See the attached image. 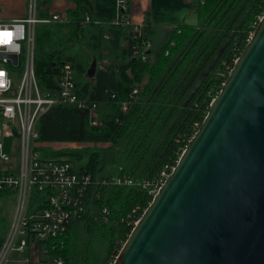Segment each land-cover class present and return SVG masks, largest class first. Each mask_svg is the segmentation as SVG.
Instances as JSON below:
<instances>
[{
    "label": "trees",
    "instance_id": "1",
    "mask_svg": "<svg viewBox=\"0 0 264 264\" xmlns=\"http://www.w3.org/2000/svg\"><path fill=\"white\" fill-rule=\"evenodd\" d=\"M70 1L73 8L65 14L68 23L37 27L36 76L43 91L54 92L63 63L71 62L79 94L89 108L52 107L39 122V149L48 158L68 157L80 166L82 175L88 172L96 179L107 165L105 154L115 161L124 148L120 158L125 156V170L137 184L125 192L128 196L121 197L105 195V188H100L103 197L97 203L108 207L110 215H84L77 221L88 222L89 228L101 224L109 231L100 245L87 247L80 237H74L71 246L70 229L66 236L43 243L42 248L68 264H113L153 201L149 194L152 185L161 173H172L196 134V125L203 124L251 40L259 16H264V0H196L193 8L199 14V27H175L164 48L145 62L136 54L142 51L144 41H152L155 31L149 20L140 36L131 28L111 24L116 0ZM106 52L121 63L97 68L90 76L92 63H102ZM93 105L101 114L97 127L90 124ZM71 144L108 145V149L92 152L89 147L71 149ZM3 242L0 239V249Z\"/></svg>",
    "mask_w": 264,
    "mask_h": 264
},
{
    "label": "water",
    "instance_id": "2",
    "mask_svg": "<svg viewBox=\"0 0 264 264\" xmlns=\"http://www.w3.org/2000/svg\"><path fill=\"white\" fill-rule=\"evenodd\" d=\"M114 264H264V16Z\"/></svg>",
    "mask_w": 264,
    "mask_h": 264
},
{
    "label": "built area",
    "instance_id": "3",
    "mask_svg": "<svg viewBox=\"0 0 264 264\" xmlns=\"http://www.w3.org/2000/svg\"><path fill=\"white\" fill-rule=\"evenodd\" d=\"M66 23L68 19L62 14L40 18L37 0H29L25 19L0 23V55L18 58L17 65L7 57L0 58V160L7 165L12 159V155L4 151L6 137L13 140V153L18 157L15 167L0 169V191L15 192L18 199L14 223L0 250V264H7L14 253L26 254L24 261L31 264H68L62 257L43 249V243L66 236L85 212L95 215L97 212L90 208L91 203L101 199L100 193L92 192L96 180L90 173L82 175L80 166L68 157L48 158L39 149V122L52 107L89 108L79 94L77 74L71 62L63 63L54 92L43 91L36 76L37 26ZM111 24L131 28L133 33L143 35L144 25L131 22L127 0H116V16ZM152 43L151 40L144 41L142 51H138L136 57L144 62L151 61ZM126 108L125 105L124 110ZM98 115V108L93 105L90 108L91 126L100 124ZM165 181L152 185L149 194L155 197ZM98 184L100 190L104 186L134 187L136 183L124 174L104 177L103 183ZM149 186L146 181L145 187L148 189ZM109 215L108 208H102L101 218Z\"/></svg>",
    "mask_w": 264,
    "mask_h": 264
},
{
    "label": "crops",
    "instance_id": "4",
    "mask_svg": "<svg viewBox=\"0 0 264 264\" xmlns=\"http://www.w3.org/2000/svg\"><path fill=\"white\" fill-rule=\"evenodd\" d=\"M130 1V19L135 25H144L147 20L154 28L152 40L158 35L171 33L175 27L183 24L184 19L193 9L196 0H129ZM38 16L40 18H49L52 14L65 15L67 11L73 8L70 0H37ZM29 0H0V23L8 24L14 21L25 19L28 16ZM69 21V19H68ZM152 56L155 54L152 51ZM4 151L12 155V159L7 165L0 160V169L6 166L11 169L17 164V154L13 153V140L4 138ZM11 167V168H10ZM11 197H16L15 192L3 190L0 191V239H4L10 233L12 223L6 226L5 204ZM18 200V199H17ZM18 203V202H17ZM16 210L14 219L16 216ZM6 226V227H5ZM26 254L14 253L7 264H31L24 261Z\"/></svg>",
    "mask_w": 264,
    "mask_h": 264
},
{
    "label": "rangeland",
    "instance_id": "5",
    "mask_svg": "<svg viewBox=\"0 0 264 264\" xmlns=\"http://www.w3.org/2000/svg\"><path fill=\"white\" fill-rule=\"evenodd\" d=\"M261 18H262V16H259L260 20H261ZM253 32L254 31H252L251 34H253ZM170 35H171V33L168 32V34H161V35H158L156 37V39L152 43V47H151V50L155 54V56H152V59L155 58L156 55L164 48L165 44L167 43L166 41L170 38ZM105 55H107V57L104 58L102 63H98L97 68H105V69H107V68H111L113 66L118 67V65L121 63L117 59H115L114 56H112L109 52H106ZM98 114H99L98 116L101 117L99 109H98ZM199 127H200L199 125L198 126L196 125L197 130H198ZM107 146L108 145H97V146L93 147L91 145L90 146H87V145L80 146V145H76V144H71L70 148L71 149H76V148L82 147V149H85V148L89 147V149H91V151L93 152V151H97V150L101 151L103 149H108ZM118 146H120V145H118ZM59 147H62V145H59ZM83 147H85V148H83ZM95 149H97V150H95ZM120 149H121V146H120ZM123 151H124V148L121 150V153L117 154V156H116L117 158L115 159V161H113V158L111 156L105 154L104 157L109 158L107 160V165L105 166L104 170H102L99 173V175L96 177V179H95L96 180V188H94V186H92L93 187L92 192H96V194L99 195V188H98L99 184L98 183H101V182L103 183V178H104L103 176L108 178V177H113V176H117L118 177L120 175L126 174V175H129L135 181V183L137 184V179H134L135 177L131 174V172L129 170H127V171L125 170V169H127L126 165H127L128 161H126L124 159V157H125L124 155L122 157L123 159H121L120 155H119V154H122ZM120 169H123V171H120ZM159 177H160L159 181H160V183H162L168 177V173L167 172H163V173L160 174ZM99 187H101V186H99ZM104 187H105V190H106V192H105L106 194L105 195L111 194V195H113V197L116 196V195H118L119 197L124 196V195L128 196V194H126L125 192H128L129 190L134 188V187H128V186H119V187L104 186ZM89 191H90V189H89ZM100 196H101V199H102L103 196L102 195H100ZM11 198L12 199H9V202L5 204L6 207H5V215L4 216L6 217V222H5L6 226H8V224L12 223V221L14 220V214H15V210H16L17 198L16 197H11ZM95 201H97V199L93 200V202L91 203V207L90 208L93 207V209L100 215V212H101L102 208H104L106 206H99V204H98L99 202L97 201L98 203L97 202L95 203ZM106 208H108V207H106ZM84 214L87 215V216H89V215L91 216L89 211L85 212ZM76 224H75L76 226L74 225L75 229L72 226V230L70 232L69 243H70L71 246L73 245V242H74L76 237H78V238L80 237L81 238L80 240H81L82 244L84 242L87 247H89V246L92 247L94 244H96V246H98V245L101 244V240L105 241L106 238L109 235V231L102 229L101 228V224L100 225L93 224L94 226L90 227V228H89V223L88 222H86V223H84V222L83 223H77L76 222ZM4 241H5V239H4ZM120 244H121V242H120ZM123 246H124V244H123ZM71 250H72V247H71Z\"/></svg>",
    "mask_w": 264,
    "mask_h": 264
},
{
    "label": "bare ground",
    "instance_id": "6",
    "mask_svg": "<svg viewBox=\"0 0 264 264\" xmlns=\"http://www.w3.org/2000/svg\"><path fill=\"white\" fill-rule=\"evenodd\" d=\"M38 26H39V25H38ZM38 26H37V27H38Z\"/></svg>",
    "mask_w": 264,
    "mask_h": 264
}]
</instances>
